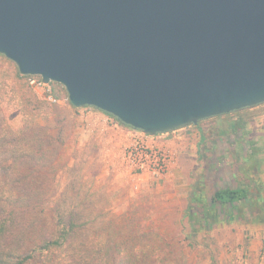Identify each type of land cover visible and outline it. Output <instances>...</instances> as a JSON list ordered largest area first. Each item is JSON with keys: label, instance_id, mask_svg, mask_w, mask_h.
<instances>
[{"label": "water", "instance_id": "95a60500", "mask_svg": "<svg viewBox=\"0 0 264 264\" xmlns=\"http://www.w3.org/2000/svg\"><path fill=\"white\" fill-rule=\"evenodd\" d=\"M0 55L148 136L264 105V0H0Z\"/></svg>", "mask_w": 264, "mask_h": 264}, {"label": "trees", "instance_id": "16d2710c", "mask_svg": "<svg viewBox=\"0 0 264 264\" xmlns=\"http://www.w3.org/2000/svg\"><path fill=\"white\" fill-rule=\"evenodd\" d=\"M12 66L8 73L0 69V109L18 108L21 119L17 126L5 117L0 120V172L6 177L0 185V264H37L36 260L40 264L167 263L169 253L163 249L165 238L160 229L132 228L129 224L116 228L113 222L88 227L90 221H80L84 214L71 193L75 181L65 184L62 192L55 190L56 166H69L67 147L76 139L65 128L64 107L41 99L29 87L28 76H21ZM51 85L54 97H65L60 85ZM236 127L244 126L235 122L222 125V132L211 135L212 139L199 133L198 157L208 162L205 174L212 182V190L206 188V195L204 181L193 178L184 213L192 232L210 231L222 223L248 222L250 216L259 219L260 215L244 212L245 202H251L250 194L232 183L236 177L231 171L233 166L224 164L218 156L207 157L204 151L209 144L219 155L230 153L228 133ZM244 139L245 134L240 133L234 140L238 160L246 159ZM233 157L229 154V162ZM42 170L47 174L45 181L34 176L41 175ZM46 187L51 193L39 192ZM101 215L97 209L96 217ZM212 264L217 263L212 260Z\"/></svg>", "mask_w": 264, "mask_h": 264}, {"label": "rangeland", "instance_id": "374dc122", "mask_svg": "<svg viewBox=\"0 0 264 264\" xmlns=\"http://www.w3.org/2000/svg\"><path fill=\"white\" fill-rule=\"evenodd\" d=\"M5 59L0 57V69L8 73L13 69V63L9 60L8 63ZM50 88L52 89L51 84ZM61 90L65 92L62 86ZM66 97L67 95L57 99ZM58 105L64 107L65 128L75 137L76 142L67 147L69 166H56L58 184L55 190L62 192L65 184L75 181L71 193L80 204L77 206L79 211L84 214L80 221L86 219L90 221L88 227L96 228L113 222L115 227L129 224L132 228L149 226L160 229L165 238L163 249L169 253L165 264H212V260L217 264H264V246H251L248 240L250 236L245 235V230H241L234 223L218 224L210 231L192 232V225L184 216L194 177L203 181L204 178L207 179L208 182H204L206 195L212 190V182H209L210 179L205 174L208 167L198 157V128L206 137L212 139L211 135L222 132L220 125L212 126L214 118L168 136L167 139L173 141L170 147L173 159L169 174L161 180H150L137 192L133 190V183L117 159L120 153L119 142L116 145L115 139L107 132L97 134L94 129L100 128L92 126L94 122L87 123L80 118L82 110L73 108L67 101ZM261 109L258 107L228 114L227 123L223 126L226 127L230 119L232 122V119H236L237 125H249ZM2 110L0 109V120L5 117L10 124H19L21 116L18 108ZM206 155L214 158L218 156L217 159L226 165L235 160L229 162L228 151L221 155L214 151L213 154ZM44 171L42 170L41 175L34 176L45 181L47 174ZM5 180V175L0 172V185ZM39 192L48 195L51 189L46 187ZM97 209L102 214L100 217H96ZM35 262L40 264L39 260Z\"/></svg>", "mask_w": 264, "mask_h": 264}, {"label": "built area", "instance_id": "2783aa9c", "mask_svg": "<svg viewBox=\"0 0 264 264\" xmlns=\"http://www.w3.org/2000/svg\"><path fill=\"white\" fill-rule=\"evenodd\" d=\"M29 87L43 100L52 104H61L68 101V98L57 99L53 96L50 84L44 83L40 77L28 76ZM79 110L80 118L85 122H94L92 126L96 133L107 132L115 139L116 145L119 142L120 153L117 159L128 178L131 180L134 191H139L142 185L150 180H161L166 177L171 169L173 153L171 146L173 141L167 139L174 133L158 134L148 136L132 128L121 126L114 117L91 107H84ZM101 139V138H100ZM111 162V160H109Z\"/></svg>", "mask_w": 264, "mask_h": 264}, {"label": "crops", "instance_id": "0c3cea01", "mask_svg": "<svg viewBox=\"0 0 264 264\" xmlns=\"http://www.w3.org/2000/svg\"><path fill=\"white\" fill-rule=\"evenodd\" d=\"M261 112L257 114L253 120L254 121L244 126L243 128H235L228 133L229 143L228 150L231 157L235 158L230 164L236 177L233 178L232 183L236 184L237 188L244 187L248 190V194H250L251 202L248 200L244 204V212L247 214L260 215L255 219L253 216L248 218V222H230V225L233 223L241 230H245V235H249L250 238L249 244L251 246L262 245L264 246V105L259 106ZM258 108V107H257ZM256 109V108H255ZM214 123L212 126H222L227 123L226 115L219 116L214 118ZM233 122H236V119H232ZM231 119L228 120V123H231ZM211 127H209L210 129ZM181 132V131H178ZM178 132H172L174 134ZM203 132L200 128H198V134ZM240 133L245 134L244 144L246 149L245 160H238L237 149L234 143ZM222 139V137H220ZM200 134H199V142H200ZM207 152L205 154H210L216 148L207 145ZM205 167H208V162L204 161L203 164ZM204 182H208L206 178H204ZM222 184V183H220ZM243 211V210H242ZM247 219V218H246ZM249 233V234H247Z\"/></svg>", "mask_w": 264, "mask_h": 264}]
</instances>
